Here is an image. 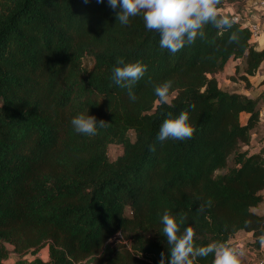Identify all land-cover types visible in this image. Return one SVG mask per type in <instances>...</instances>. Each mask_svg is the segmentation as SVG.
Listing matches in <instances>:
<instances>
[{"label":"trees","instance_id":"16d2710c","mask_svg":"<svg viewBox=\"0 0 264 264\" xmlns=\"http://www.w3.org/2000/svg\"><path fill=\"white\" fill-rule=\"evenodd\" d=\"M246 2L216 7L242 11ZM119 11L108 0H0V264L8 245L20 255L48 248L47 259L21 264H159L161 252L169 256L165 211L181 234L194 229L196 247H233L242 231L252 250L261 244L259 96L223 87L217 74L235 62L249 86L264 47L231 18L227 28L205 24L203 37L173 54L142 15L122 25ZM117 58L147 65L135 100L113 80ZM168 80L170 102L161 104L154 88ZM183 111L192 138L160 141L164 120ZM80 114L108 124L95 136L78 133L71 121ZM111 145L121 149L114 159ZM192 259L213 264L214 256Z\"/></svg>","mask_w":264,"mask_h":264},{"label":"clouds","instance_id":"9594fccd","mask_svg":"<svg viewBox=\"0 0 264 264\" xmlns=\"http://www.w3.org/2000/svg\"><path fill=\"white\" fill-rule=\"evenodd\" d=\"M218 3L219 0H108L112 9H120L116 13V19L120 24L127 25L130 17L142 15L145 27L149 31L159 32L161 49H167L173 54L186 43H194L198 35L203 37L204 32L201 29L205 24L212 23L217 28L231 26L232 22L227 18L218 17L216 7ZM116 63L123 66L114 67V82L121 88H127L129 98L135 100L132 85L144 76L147 65L139 61L125 64L122 58H117ZM171 87L170 80L155 86L154 91L159 97V103L170 102ZM71 124L78 133L95 136L98 129L106 127L108 122L102 119L98 121L93 115L80 114L72 119ZM194 132L195 128L189 122L188 112L183 111L176 118L164 120L158 139L160 141L169 138L191 139ZM152 150H155L154 146ZM199 211H203V207ZM161 223L163 225L161 233L166 237L167 245L170 247L169 256L161 252L159 264H165L166 260L168 264H194L193 257H207L210 254L214 256L213 264H240L235 248L226 243L211 242L206 246L196 247L194 229L188 226L181 234L177 219L167 211L163 213ZM261 244L264 245V237L261 238Z\"/></svg>","mask_w":264,"mask_h":264},{"label":"rangeland","instance_id":"374dc122","mask_svg":"<svg viewBox=\"0 0 264 264\" xmlns=\"http://www.w3.org/2000/svg\"><path fill=\"white\" fill-rule=\"evenodd\" d=\"M235 64H236L235 62H232V61L229 62L227 64L225 70L222 72H219L217 74V77H218L221 85L225 88H228V89L240 88V89H242V87L244 88V86H245V83L240 81L241 79H239L238 75H234V70H233L234 68L233 67ZM263 70H264V67H263ZM231 72H233V73H231ZM232 76H235L236 80L233 79ZM255 141H257V140H255ZM120 152H121V149L116 145H111L109 147V156L111 159L116 158L120 154ZM237 237L242 238L245 241L247 247L249 248V250H247L242 256H238L240 262H243V264H249V263H246V261H247L246 256L248 258H249V256H252L254 259H258L257 252L252 250L253 248L251 247L252 246L251 245L252 238L244 232L237 234ZM8 248L10 249V255L7 259H5V261H4L5 264H21L20 263L21 261L31 260L34 257H41L43 259L48 258V248L47 247H43L36 254H32L31 252H27L23 255L15 253L13 251L12 245H8ZM252 251H254V252L252 253ZM248 262H251V260H249Z\"/></svg>","mask_w":264,"mask_h":264},{"label":"built area","instance_id":"2783aa9c","mask_svg":"<svg viewBox=\"0 0 264 264\" xmlns=\"http://www.w3.org/2000/svg\"><path fill=\"white\" fill-rule=\"evenodd\" d=\"M230 6L234 10L232 19L241 23L243 26H248L256 42L260 43L262 39L264 40V0H251L250 4L245 6L242 11H237L232 5ZM233 248H235L238 256H241L249 250L245 241L237 237V235L233 241ZM256 251L261 254L256 264H264V245L260 244Z\"/></svg>","mask_w":264,"mask_h":264},{"label":"crops","instance_id":"0c3cea01","mask_svg":"<svg viewBox=\"0 0 264 264\" xmlns=\"http://www.w3.org/2000/svg\"><path fill=\"white\" fill-rule=\"evenodd\" d=\"M250 2H251V0H247L246 6L248 4H250ZM263 47H264V40L262 39L258 45V48H263ZM263 67H264V62L262 63L258 73L255 76L250 77V83L251 84L249 86H246V84H245L244 88L242 87V89H240V88L234 89V90H237L239 92H243V93L247 94L248 96H259V103L258 104H259L260 112H261L260 123H259L258 128L255 129L252 133L253 142L256 144L257 147L261 144L264 146V142L263 143L259 142V140L261 138H264V70H263ZM231 73H233V72H231ZM240 81L244 82L242 80H240ZM220 85H221V83H220ZM247 118H248V114L243 112L241 115L242 122L245 123ZM255 140H257V141H255ZM263 193H264V190H263ZM256 210L260 213H264V203L260 204L256 208ZM242 232H244V231H242ZM242 232H239V233H242ZM244 233L248 234L252 238L251 233H248V232H244ZM259 257H260V255L258 256V258ZM246 258H247L246 263H249V264H255L257 261V259H254L252 256H249V258L246 256ZM249 260H251V262H248ZM241 264H243V262H241Z\"/></svg>","mask_w":264,"mask_h":264},{"label":"water","instance_id":"95a60500","mask_svg":"<svg viewBox=\"0 0 264 264\" xmlns=\"http://www.w3.org/2000/svg\"><path fill=\"white\" fill-rule=\"evenodd\" d=\"M217 12L218 14H221L224 18L227 19H231L233 14H234V10L231 6H227V7H221V8H217Z\"/></svg>","mask_w":264,"mask_h":264}]
</instances>
